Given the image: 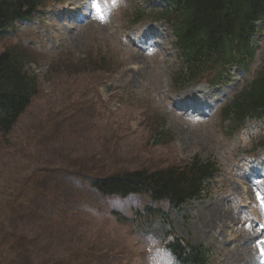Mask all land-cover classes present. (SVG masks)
I'll list each match as a JSON object with an SVG mask.
<instances>
[{
	"label": "rangeland",
	"instance_id": "374dc122",
	"mask_svg": "<svg viewBox=\"0 0 264 264\" xmlns=\"http://www.w3.org/2000/svg\"><path fill=\"white\" fill-rule=\"evenodd\" d=\"M108 16L111 19L108 20L104 14L91 17L79 32L75 26L77 24L66 22L65 16L50 18L48 13L42 19L44 22L35 20L33 24L18 30L24 45L28 44L29 37L33 39L36 36L42 41L38 42L42 53L38 58L39 66L30 68L37 79L29 106L7 134L0 136V241L4 233H22L26 236L13 248L0 243V264H51L49 262L53 260H60L69 247L70 251L102 253L113 264H139L132 257L128 258L131 256L133 238L127 235L125 228L104 220V216L99 215L103 209L97 211L77 204L76 215L65 216H49L45 210H42V215L38 212L28 215V206L16 207L15 211L10 209L9 201L34 169H60L71 166L72 161H76V169H83L84 163L90 160L98 168L102 165L100 170L104 171L103 166L110 155L123 169L139 164L177 165L190 160L194 153L203 159L210 152L221 157L219 161L222 166L213 191L207 197L186 202L178 210L170 209L171 223L191 243H202L211 248L214 251L213 260H217L215 264H264V214L259 217L262 222L256 223L254 228L250 227L243 220L246 211L235 206L240 202L239 195L231 187H228L229 191H223L232 177L243 168L235 166L239 163L236 153L232 154L234 146L218 144L213 140L206 123L176 121L173 117L183 119L179 115L178 102L191 93L185 91L172 95L167 89L168 77L176 59L164 27L153 24L152 31L159 28L162 36L151 34L159 41L160 49L155 53H159L158 56L150 55L140 48L137 41V45L131 43L130 39L127 45L114 41L110 28L123 27L127 20L119 8L108 13ZM66 35L70 36L67 47L50 51ZM131 38L133 40L134 35ZM253 40L255 61L252 69H255L261 60L264 30L257 32ZM12 42L0 38V51L10 47ZM93 47L100 52H110L113 57L123 60L124 65L113 75L81 73L85 68L68 69L62 62L56 67L51 66V62L58 57L59 60L67 48L77 59L83 56L82 51L84 53ZM134 71L139 73L136 75ZM240 74L241 77L247 76L244 72ZM106 79L108 82H105ZM111 84L116 85L115 92L136 93L143 102L147 101L148 108L146 104L144 107L135 106L121 114L107 110L109 117L105 116L99 108H94L93 103L97 99H110ZM112 106L116 107L114 103ZM155 108L168 115L165 128L173 133V139L165 143H157L156 138L150 137L149 126L144 127V113ZM128 203L132 204L134 200L130 199L125 204ZM205 206H215L218 211L228 212L232 220L224 226L215 221L211 232L201 233L197 215ZM227 227L241 237L239 241L243 245L235 241L234 244L228 239ZM252 228L255 235L251 232ZM148 249H153L151 254L155 264L164 263V260L159 261L160 251L156 247L151 245ZM76 253L67 256L69 264L83 263V255L79 253L82 256L79 260ZM240 254L245 257L242 259Z\"/></svg>",
	"mask_w": 264,
	"mask_h": 264
},
{
	"label": "trees",
	"instance_id": "16d2710c",
	"mask_svg": "<svg viewBox=\"0 0 264 264\" xmlns=\"http://www.w3.org/2000/svg\"><path fill=\"white\" fill-rule=\"evenodd\" d=\"M42 4L43 0H0V34L2 33L3 26L12 19L21 18L28 20L31 14L37 10V6ZM189 4L197 9L196 14H193L191 18V27L193 29L205 28L207 35L210 36V42L222 45L226 38L229 39L234 33L243 31V27L247 25V21L242 20L241 17L247 12L250 14V11L254 13L260 7L263 8L264 0H190ZM202 8H206L205 13L201 10ZM226 8L229 10H226ZM33 87V80L22 70L20 60L13 50L1 53L0 136L7 134L20 115L29 106L34 92ZM251 89L252 91L247 93V95L264 105V70L255 78ZM155 134L160 138L163 133L155 131ZM75 166L76 164L71 162L69 174L74 176V171H77L80 172L78 176L82 174V177H85V172L91 167L89 162L84 163L83 169H76ZM182 167L184 168L169 166L165 168L151 167L150 170L142 168L128 172L121 171L110 177L94 180L92 186L84 183L82 184L83 190L73 188V195L87 204L95 202L99 194L105 196L112 194L126 195L130 192H146L154 197L161 198L168 196L173 201H180L184 196L190 195L189 191L193 187V182L189 180L191 176L190 172L202 171V168H206L207 165L206 167L202 165L197 166V162L194 161ZM64 188L71 190L69 186H64ZM53 191V189H49V191L39 194L38 187L24 179L20 184L19 190L9 201L8 206L28 205L39 195L42 201L40 204L43 206H54L58 201L63 203L66 201L63 198H59L57 201L56 194H52ZM54 193L58 192L54 191ZM60 194L63 195V193ZM72 201L73 199L70 198V202ZM142 213L144 214L140 215L136 213L132 220L136 224H140V227L162 219L161 214L150 207H145ZM114 214L119 218V214ZM25 239L26 236L22 233L15 235L4 233L2 234L0 243L4 241L5 246L13 248ZM69 248L60 260H53L54 262L51 261L50 263L69 264L67 256L72 252H77L75 255L78 256L79 260L82 259V256L79 255L80 253L86 261L91 260L94 264H98L99 255L88 254L84 250L82 252L76 249L70 251Z\"/></svg>",
	"mask_w": 264,
	"mask_h": 264
},
{
	"label": "bare ground",
	"instance_id": "6f19581e",
	"mask_svg": "<svg viewBox=\"0 0 264 264\" xmlns=\"http://www.w3.org/2000/svg\"><path fill=\"white\" fill-rule=\"evenodd\" d=\"M187 10L192 15L196 14V12H197V9L193 8L189 4V2H187ZM201 10H203L204 13L206 12V8H202ZM198 216H199V219H198L197 224H198V230L200 232H205V231L211 230V225L215 222V220H217L218 224H226V222L229 219V217L225 213H223V212L219 213L215 206L211 207V208L210 207L203 208V210H201L198 213ZM230 234L232 235L231 232H230Z\"/></svg>",
	"mask_w": 264,
	"mask_h": 264
},
{
	"label": "snow or ice",
	"instance_id": "6c2138e0",
	"mask_svg": "<svg viewBox=\"0 0 264 264\" xmlns=\"http://www.w3.org/2000/svg\"><path fill=\"white\" fill-rule=\"evenodd\" d=\"M257 199H258V200H264V195H260V194H258V195H257Z\"/></svg>",
	"mask_w": 264,
	"mask_h": 264
}]
</instances>
